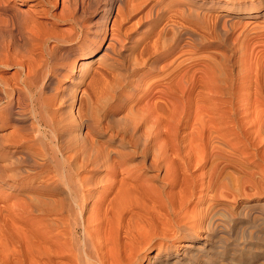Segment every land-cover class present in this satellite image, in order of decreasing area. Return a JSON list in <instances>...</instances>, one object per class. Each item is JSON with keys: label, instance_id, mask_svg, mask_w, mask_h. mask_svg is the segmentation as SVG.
<instances>
[{"label": "bare ground", "instance_id": "bare-ground-1", "mask_svg": "<svg viewBox=\"0 0 264 264\" xmlns=\"http://www.w3.org/2000/svg\"><path fill=\"white\" fill-rule=\"evenodd\" d=\"M26 1L0 0V264H264V38L233 36L264 0Z\"/></svg>", "mask_w": 264, "mask_h": 264}, {"label": "rangeland", "instance_id": "rangeland-1", "mask_svg": "<svg viewBox=\"0 0 264 264\" xmlns=\"http://www.w3.org/2000/svg\"><path fill=\"white\" fill-rule=\"evenodd\" d=\"M62 1L63 0H59V2L57 3V5L56 6H54V8H53V10L55 11V12H60L61 11V8H62ZM28 2H30L29 0L28 1H26L24 4H20V3H17L19 6H20V8H21V10L22 9H24V10H30L29 9V3ZM151 3L152 2H147L146 4V6L144 7V10H146V12L144 13L145 14V16H144V21H143V25H144V27H146V26H148V29L150 30H152L153 28L151 27L154 23H156V26H163V24L166 22V20L162 17V19L160 18V20H158V22L157 21H155V19L157 20L158 19V17H160V16H158V13H159V15H162V14H160L161 12H162V9L160 8V9H158V11H157V14H156V12L154 13L153 12V15H152V12H150L149 13V9H150V5H151ZM150 4V5H149ZM163 4V3H162ZM160 6V5H159ZM35 6H33V8H34ZM147 8V9H146ZM166 9V8H165ZM263 9H264V6L263 7H261L258 11H257V15L256 16H250V15H238V16H236V18L234 17V20H236V21H239V28L237 27L236 29H235V31H234V33H233V36L235 37L236 35L238 36V39L239 40H241L242 39V31H243V29H244V27H243V25L247 22V20H248V22L247 23H249V29H251V33H252V35H258L260 38H264V19L261 21V18H262V15L260 14L262 11H263ZM28 10L26 11L27 13H28ZM148 10V11H147ZM207 10H210V12L212 13V14H214V13H219L220 11H223L224 9H221V8H208ZM212 10H213V12H212ZM33 14H35V16H37L38 18H40V19H42V20H49V16L47 15V14H44V12H39V14H38V11L37 10H30ZM29 11V12H30ZM116 11H117V6L114 8V11H113V13H116ZM149 14H148V13ZM167 12V13H166ZM170 12L171 13H174V10H170L169 9V11L166 9L165 10V15L164 16H166V15H168V14H170ZM42 13V14H41ZM216 13V14H217ZM154 14H156V15H154ZM149 16V17H146V16ZM147 18V19H146ZM154 18V19H153ZM154 20V21H153ZM241 20V21H240ZM250 20H253V22H251ZM243 21V22H242ZM160 22V23H159ZM241 22V23H240ZM256 26L257 28H255L254 26ZM261 25V26H260ZM66 26V25H65ZM241 26V27H240ZM254 28H253V27ZM243 27V28H242ZM255 29V30H254ZM242 30V31H241ZM246 30H248L247 28H246ZM240 31V32H239ZM263 31V32H262ZM238 32V33H237ZM254 32V33H253ZM141 34H137L138 36H141V35H143V31H141L140 32ZM237 33V34H236ZM110 37V30H109V32L107 33V38H109ZM108 41H105V44L107 43ZM256 46V47H255ZM260 47V48H259ZM262 47H264V45L263 44H256V45H254V48H255V51H257V50H259V49H261ZM232 59H233V61H236V60H239L240 59V54H239V51L238 50H236V52H233L232 53ZM238 67V65H236V64H234V66H233V69H230L229 70V72H236V68ZM13 68V69H12ZM235 69V70H234ZM8 71H6L7 72V74H9L10 75V73H12L13 72V70H14V67H11V68H9V69H7ZM105 95H108V93L106 94L105 92H103ZM104 94H102L103 96H105ZM101 95V96H102ZM107 97V96H106ZM102 98V100L104 101V102H106L105 100H104V98L103 97H101ZM106 99H108V98H106ZM103 102V103H104ZM126 109V108H125ZM262 139H263V141H261V143H260V145H261V147H262V150L264 151V134L262 135ZM244 159H247L246 161H248L249 162V168H245V170H241V172H242V174L244 175V177L246 176L247 178L248 177H250V179L251 178H253L254 179V181H255V178L257 179L256 181H259L260 179V183H262L263 185H262V187H264V163H262V162H260V165H258L259 163H255V162H253L251 159H248V158H244ZM249 160H251V161H249ZM208 167V166H207ZM254 167V168H253ZM258 167V168H257ZM262 168V169H261ZM247 170V171H246ZM246 173H245V172ZM255 174H254V173ZM251 173H252V175H251ZM261 173H262V175H261ZM255 175V176H254ZM256 175H257V177H256ZM263 178H262V177ZM245 177V178H246ZM259 177H261L260 179H259ZM252 179V180H253ZM264 191V190H263ZM252 192V191H251Z\"/></svg>", "mask_w": 264, "mask_h": 264}]
</instances>
